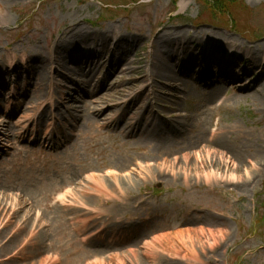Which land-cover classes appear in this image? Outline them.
I'll return each mask as SVG.
<instances>
[{
	"label": "rangeland",
	"instance_id": "rangeland-1",
	"mask_svg": "<svg viewBox=\"0 0 264 264\" xmlns=\"http://www.w3.org/2000/svg\"><path fill=\"white\" fill-rule=\"evenodd\" d=\"M110 1L0 0V95L6 94L0 97L4 104L0 110L10 113L8 103L16 104L12 91L26 77L20 57L52 49L73 23L71 17L91 34L112 26L126 39L119 49L133 46L128 50L130 59L144 62L148 58L149 65L145 39L155 31L170 27L190 33L204 30L209 36L190 44L187 53L175 60L178 85L185 88L186 83L187 93L180 94L176 104L168 99L166 105L178 113L171 121L183 125L178 130L179 146L166 152L171 162L165 165L158 158L160 152L153 159L145 149L111 138L103 139L104 150L87 154V136L81 129V136L75 131L65 148L59 149L55 157L59 167H32L28 141L22 151L0 152V231L5 232L0 250L17 237L7 254L0 251V264L12 263L7 257L11 254L15 264H264V106L239 92L243 79L235 81L250 64L249 56L230 49L220 38L211 39L224 33L252 47L264 42V0H243L255 12L249 22L258 31L254 37L248 32L246 38L221 28L220 23L197 20L201 7L195 0L179 1L175 13L174 0H142L126 12L105 17L103 3ZM137 36L142 37L140 41H134ZM201 41L215 44L213 58L204 56ZM85 50L83 56L89 53ZM112 55L118 62L120 54ZM217 57L226 62L227 70L236 68L228 79L231 87L212 98L204 80L219 73L221 65L214 63ZM9 59L13 71L21 70H9ZM71 59L69 70L77 67L73 63L85 67L86 60L77 62L75 55ZM94 65L91 78L100 79V85L107 65L100 67L97 60ZM147 95L162 111L161 96L151 91ZM31 103L27 99L17 114L12 113L10 126L17 123L29 128L24 120L32 117ZM228 151L242 155L240 165ZM106 169L115 173L103 178ZM95 181L104 193L93 191ZM155 185H161L160 190ZM64 189H70L69 195L64 196ZM218 216L222 218L216 221ZM207 218L220 223L212 225ZM197 231L202 232V249L192 235ZM180 234H186L181 241L177 239ZM216 240H221L220 247L214 250L210 246ZM181 245L190 251L188 262L171 254L174 246Z\"/></svg>",
	"mask_w": 264,
	"mask_h": 264
},
{
	"label": "bare ground",
	"instance_id": "bare-ground-1",
	"mask_svg": "<svg viewBox=\"0 0 264 264\" xmlns=\"http://www.w3.org/2000/svg\"><path fill=\"white\" fill-rule=\"evenodd\" d=\"M179 7L184 8V4L180 3ZM70 20L73 23L69 24L61 36L54 41L52 49L46 53H32V55L20 57L26 77L19 80L12 91L11 97L16 99V104L8 103L12 106L10 113L9 109L3 114L0 110V118L2 117L0 119V152H7L5 142H10L14 151L23 149L22 140L30 135L31 144L37 148V150L32 148V167H59L55 162L59 149L65 148L67 140L74 135L75 131L79 130L78 136H81L82 129L87 136V154L90 151L104 150L106 147H104L103 139L111 138L121 141L122 145L145 149L146 156L153 159H156L154 155L160 152L158 158L162 159L164 165L170 163L171 160L168 161L166 152L172 146H179L176 144L179 137L178 130L182 129L183 125L180 124L179 127L171 121L178 116V113L166 104L168 99L176 104L179 100L178 96L187 93L186 83H184L185 88L178 85L180 79L175 71L178 67L175 60L179 55L187 53L189 44L199 42L202 37L209 36V33L204 30L190 33L172 27L155 31L150 39H145V42L149 44L150 66L148 58L144 62V59H130L128 50L133 46L128 50L119 49L120 43L126 39L124 36L117 35L112 26L101 33L91 34L78 26L76 17H71ZM112 38L116 40L113 45H109ZM141 38L137 36L134 41H140ZM215 38L224 40L231 49L237 48L249 54L250 64L245 67L242 76L236 78L243 79V84H239V92L247 93L246 97L252 98L258 106H264V42L252 47L237 44L226 34H216L211 39ZM214 45V43L205 44L203 52L212 57ZM82 48L89 50V54L83 56V50H80ZM109 52L120 54L119 61L115 62L113 55L108 56ZM73 55L77 57V62L86 60L85 67L80 66V63H73L77 67L69 70L67 63L72 61ZM13 60H8L7 68L12 72L21 70L13 71ZM35 60L39 61L38 65H33ZM96 60L98 64L101 62L100 67L107 65L100 85H98L100 79L91 78L92 71L96 67L94 65ZM147 66H150L148 72L142 73L141 69L145 71ZM234 70L235 68L225 72L222 70L224 73H221L217 79L210 76L209 79L204 80L210 85V97L221 90H226L230 72ZM128 81L132 84L118 86ZM19 91H21L20 95ZM149 91L161 96L162 111L147 95ZM0 97L6 98V94ZM27 99L32 102L30 131L19 125H9L12 113L17 114L26 104ZM76 103L79 105L74 106ZM2 105L4 104L0 102V109ZM165 110L168 111V115L164 114ZM44 147L49 152L43 154ZM227 154L240 165L242 161L240 153L228 151ZM140 161L143 162L144 159ZM203 162V159L200 160L201 164ZM146 163L144 162L143 165ZM207 165L208 163H203V167ZM71 181L75 182L74 175ZM96 188L100 191L101 186ZM207 219L212 225L216 224L211 218ZM4 233L0 231V242L4 240ZM197 233L192 235L201 249L199 234L202 232L197 231ZM183 236L185 235L178 236L180 241ZM16 240V236L9 239L0 251L6 253ZM219 241L214 242L212 249L220 247ZM181 259L184 262L189 260L186 254H183ZM11 260L13 262L10 264H15V259Z\"/></svg>",
	"mask_w": 264,
	"mask_h": 264
},
{
	"label": "trees",
	"instance_id": "trees-1",
	"mask_svg": "<svg viewBox=\"0 0 264 264\" xmlns=\"http://www.w3.org/2000/svg\"><path fill=\"white\" fill-rule=\"evenodd\" d=\"M229 0H211V2H213V4H214V7H213V5H212V7L214 8V10H216V11H220V12H222L228 5H227V2H228ZM234 0H232L231 2H233ZM210 1H209V3L208 4H210L211 3ZM210 8V7H209ZM211 9V8H210ZM209 9V10H210ZM212 11V10H211Z\"/></svg>",
	"mask_w": 264,
	"mask_h": 264
}]
</instances>
